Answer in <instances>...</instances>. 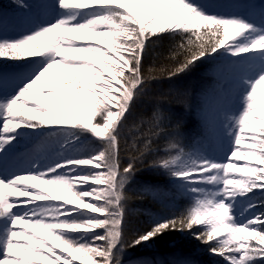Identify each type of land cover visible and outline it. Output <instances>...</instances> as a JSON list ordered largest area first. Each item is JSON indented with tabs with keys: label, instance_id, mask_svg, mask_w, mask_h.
<instances>
[{
	"label": "snow or ice",
	"instance_id": "6c2138e0",
	"mask_svg": "<svg viewBox=\"0 0 264 264\" xmlns=\"http://www.w3.org/2000/svg\"><path fill=\"white\" fill-rule=\"evenodd\" d=\"M261 85L264 0L0 7V264H264Z\"/></svg>",
	"mask_w": 264,
	"mask_h": 264
},
{
	"label": "trees",
	"instance_id": "16d2710c",
	"mask_svg": "<svg viewBox=\"0 0 264 264\" xmlns=\"http://www.w3.org/2000/svg\"><path fill=\"white\" fill-rule=\"evenodd\" d=\"M150 66L151 65L149 64L146 67H150ZM204 71H206V68L201 69L200 73L197 74V79H199V76L201 74H203ZM209 80H210V77L208 78V80L204 81L203 83H209ZM148 114L150 115V112H148ZM190 126H192V125L190 124ZM144 175H150V174L145 173ZM152 179H153V182H156L160 178L159 177H152ZM131 205H132L133 210H135L136 208L139 207V205L137 204L136 201H132ZM186 239L187 238L182 237L179 234H177L175 236V238H171V239L165 238V239H163L157 243V245L155 246V250H156L155 253L145 251V252H143V254L148 256L149 258H165L167 256H173L176 254H183L184 252H186L185 250H183L184 247L187 248V246L192 245ZM180 240H182V241L180 242V244L178 246L171 247L172 244L179 243ZM181 245H183V247ZM191 247H193V246H191ZM190 249H193V248H190Z\"/></svg>",
	"mask_w": 264,
	"mask_h": 264
},
{
	"label": "bare ground",
	"instance_id": "6f19581e",
	"mask_svg": "<svg viewBox=\"0 0 264 264\" xmlns=\"http://www.w3.org/2000/svg\"><path fill=\"white\" fill-rule=\"evenodd\" d=\"M61 73H62V70L58 69V68H54L53 70H51V75L53 77H58ZM258 97H260L261 99H264V85H261V90L258 92ZM41 99H43V98L41 97ZM45 103H47V101H45ZM257 106L258 107H264V105H260L259 101L257 103ZM79 110L81 112L86 111V107L83 105V103H81ZM33 183H35V182H33ZM43 187L47 188L50 192H52L53 195L57 194L53 189H51L50 186L44 185ZM65 199H68V197H65ZM23 227L29 228L30 226L29 225H23ZM78 264H80V263L78 262Z\"/></svg>",
	"mask_w": 264,
	"mask_h": 264
},
{
	"label": "rangeland",
	"instance_id": "374dc122",
	"mask_svg": "<svg viewBox=\"0 0 264 264\" xmlns=\"http://www.w3.org/2000/svg\"><path fill=\"white\" fill-rule=\"evenodd\" d=\"M7 1V0H6ZM11 1V3H12V0H10ZM37 96H39V92H38V90H37ZM183 237V236H182ZM186 240H188V242H189V239H186ZM182 240H180L179 241V243H175V244H172L171 245V247H174V246H178L179 244H180V242H181ZM182 247H183V245H181ZM192 245H190V246H187V248L186 247H184V249L183 250H185V251H192V252H190L188 255H195L196 254V251L194 250V249H190V248H193V247H191ZM178 248V247H177ZM155 249V248H154ZM154 249H150V250H140L142 253L143 252H152V250H154ZM189 249V250H188ZM167 258V257H166ZM79 262V261H78ZM80 263V262H79Z\"/></svg>",
	"mask_w": 264,
	"mask_h": 264
}]
</instances>
